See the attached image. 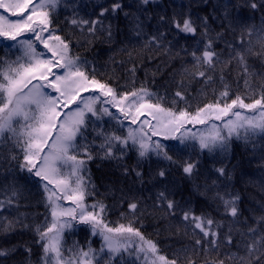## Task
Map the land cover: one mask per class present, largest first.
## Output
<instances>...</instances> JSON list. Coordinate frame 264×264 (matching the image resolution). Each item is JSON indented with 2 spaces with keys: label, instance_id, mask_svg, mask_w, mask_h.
Here are the masks:
<instances>
[{
  "label": "snow or ice",
  "instance_id": "6c2138e0",
  "mask_svg": "<svg viewBox=\"0 0 264 264\" xmlns=\"http://www.w3.org/2000/svg\"><path fill=\"white\" fill-rule=\"evenodd\" d=\"M151 2L140 0L144 6ZM246 3L252 10L264 9V0ZM62 5L69 7L67 0H0V49L4 52L0 56V152L6 146V159L20 173H27L0 186V237L11 235L18 227L31 231L40 249L38 264H100L101 260L115 264L117 258L120 264H264V202L251 210L250 220L240 207L241 197L228 184L218 183L221 178L231 179L222 162L212 170L215 179L210 184L207 177L199 184V159L183 154L185 149L197 147L201 153H227L233 138L245 142L257 135L264 138V74L248 63L250 57L264 63V17L258 27L241 24L226 8L221 31L213 37L207 16L193 19L190 13L174 14L170 20L160 16L161 24L167 23L177 34L200 37L194 46L182 45L173 53V42L165 43L166 31L157 28L148 34L139 15L124 12L129 30L144 40L143 48L182 60L177 73L180 79L169 98L167 92L160 95L143 84L135 87V64L128 69L133 78L130 90L126 85L114 86L111 78H98L95 66L89 70L90 62L74 56L73 41L60 34L56 18ZM98 7L95 18L81 17L72 9L71 17L64 21L72 35L79 32L89 44L98 39L111 42L112 26H106L104 20L124 6L113 0L110 7ZM229 29L235 40L224 41L225 49L217 51V42ZM41 46L42 51L38 50ZM225 50L227 59L223 58ZM14 53L18 54L12 58ZM127 55L131 58L133 52L127 51ZM233 64L237 83L243 80L244 86V92L235 95L226 77ZM217 80L220 89L213 88L214 99L193 111L188 85L202 82L201 94L207 98L205 90ZM105 117L114 122L110 130L104 129ZM133 151L137 162L133 168L124 167L125 177L135 173V179L143 182L141 162L152 157L167 164L154 174L163 187L155 193L152 207L162 219L177 221L175 234L181 235L183 228L188 239L187 243L178 241L180 246L170 257L161 254L158 243L136 226L147 209L141 208V200L131 188L121 190L119 203L126 205V211H120L117 222L107 220L108 205L102 200L87 202L97 192L87 174L88 162L96 156L121 161ZM170 168L179 169L192 182L193 190L215 205L213 211L220 219L211 212L197 215L190 200L181 203L175 198V185L165 183ZM18 179L25 184L31 181L42 190L43 221L27 223V214L19 213L22 193ZM13 211L19 214L13 217ZM5 212L8 215L2 214ZM79 225L91 237L100 238L98 250L91 247V241L87 247L79 242L65 246L66 234ZM17 251L15 245L0 246V259L6 261ZM24 251L26 264H31L32 248L26 246Z\"/></svg>",
  "mask_w": 264,
  "mask_h": 264
},
{
  "label": "trees",
  "instance_id": "16d2710c",
  "mask_svg": "<svg viewBox=\"0 0 264 264\" xmlns=\"http://www.w3.org/2000/svg\"><path fill=\"white\" fill-rule=\"evenodd\" d=\"M113 0H67L69 7L63 5L58 10L56 23L60 26V34L68 37L73 41L72 54L79 55L82 59L90 62L89 70L93 66L96 68V75L101 80H109L114 85H126L127 90L133 87L132 76L128 69L136 66L135 70V87L142 84L150 90L164 95L167 92L169 98L175 91V82L180 79L177 74L182 66V60L169 59L168 56L157 53L153 49L143 48V39H138L130 30L129 22L124 16V12L136 13L144 22V30L148 34H154L156 29L167 32V39L173 42V53L183 46H194L197 37L185 36L177 34L174 29H169L167 23L161 24L159 17L165 16L169 20L174 14L190 13L193 19L197 17L207 16L209 18L210 34L215 37L217 32L221 31V21L224 18L225 9L238 20L241 24L260 25L262 17H264V9L252 10L247 6L246 0H152L147 6L141 5L140 0H120L123 4V11L118 14H109L104 20L107 26L111 24L113 37L111 42L107 40H95L89 44L84 40L79 32L72 35L70 26L65 24L66 18L72 15V9L75 8L78 15L84 18H95L93 13H98L99 5L110 7ZM259 4L261 0H256ZM225 21V25H226ZM240 25L236 28V35L239 34ZM235 36L229 29L224 39L217 42V51L225 49L224 41H234ZM77 41H80L77 43ZM40 50V48L38 49ZM125 50V51H122ZM191 50V47H189ZM127 51H132L133 56L129 58ZM14 53L12 58H15ZM4 55L0 49V56ZM183 55V54H182ZM227 51L224 52V59H227ZM190 61V57H185ZM253 70L264 74V63L261 59L250 57L248 61ZM227 82L231 85L233 95L243 93V80H238V72L235 64L232 65L231 71L226 74ZM202 82H192L188 85L189 99L192 104V110L204 103L214 99L213 88L220 89L219 80L214 85L209 86L205 91L207 98L201 94ZM250 102V101H249ZM184 107V104L180 105ZM104 129L110 130V126L114 125L104 119ZM99 143V141H97ZM170 145H178L177 141H165ZM183 147V146H180ZM8 148L5 146L0 152V186L12 182V177L27 176V173H20L15 167L14 162H10L8 156ZM184 157L191 156L193 160L199 159L200 176L196 183L203 184L207 177L208 183L215 179L212 171L215 167H220L221 162L226 166L231 179L221 178L218 183L228 184L231 191L237 193L241 197L240 207L244 216L251 220L252 209L258 208L259 204L264 202V138L257 135L249 141L236 140L233 138L230 151L227 153L209 154L207 151L200 152L198 147L193 149H185ZM137 157L135 152H129L121 161L101 159L96 156L95 159L89 161L87 173L91 177L92 183L96 186V195L90 196L88 200H102L108 205L109 214L107 220L117 222L120 220V211H126V205L121 206L119 203L121 190L128 192L131 188L135 195L141 200V208L147 209L141 217V221L137 223V227L145 236L151 238L158 243L161 254L171 256L176 248L180 246L179 242L187 243L188 239L183 236V228L181 235L177 236V221L162 219L158 210H153V200L155 193L163 187L159 177L154 178L155 172L159 168H167L166 162H158L155 157L141 162V171L143 173V182L135 179V173L125 177L123 175L124 167L133 168L136 165ZM9 168L14 169L9 172ZM165 183L174 184L173 191L175 198L181 203L186 200L191 201V207L197 215L201 212H211L220 219L218 213L213 209L215 205L205 197L200 196L193 190L192 182L185 179L182 172L176 168H170ZM17 185L21 189L22 198L20 200L19 213L27 214V223H39L43 221L46 214V208L43 201V192L38 185L29 181L25 184L24 180L18 179ZM223 190V189H221ZM131 194V193H130ZM212 193H209L211 196ZM19 213L13 211L12 216ZM8 215L7 212L2 213ZM259 215V213H256ZM126 222V221H124ZM227 231V229H225ZM34 235L29 230H22L19 227L17 231L7 237H0V246L18 247V251L9 259H0V264H26L27 253L24 251L26 246H30L33 251L31 256V264H38L40 249L34 244ZM66 247L71 246L73 242H79V245L87 247L91 241V247L100 248V238L98 236L91 237L90 231L83 225L77 226L76 229L68 232L65 236ZM179 241V242H178ZM128 259L127 257H125ZM100 264H104L101 260ZM115 264H120L117 258ZM199 264V262H198Z\"/></svg>",
  "mask_w": 264,
  "mask_h": 264
},
{
  "label": "rangeland",
  "instance_id": "374dc122",
  "mask_svg": "<svg viewBox=\"0 0 264 264\" xmlns=\"http://www.w3.org/2000/svg\"><path fill=\"white\" fill-rule=\"evenodd\" d=\"M111 110H115V109H111ZM127 122V121H126ZM129 123V122H128ZM219 123V122H218ZM127 126V125H126ZM134 127V126H133ZM197 127H200V126H197ZM126 134V133H125ZM90 139H91V136H88V140L90 141ZM89 203H91V202H89Z\"/></svg>",
  "mask_w": 264,
  "mask_h": 264
}]
</instances>
